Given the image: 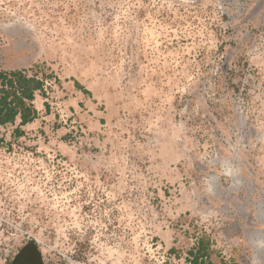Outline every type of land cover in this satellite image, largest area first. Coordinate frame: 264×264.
Masks as SVG:
<instances>
[{
  "label": "rangeland",
  "instance_id": "1",
  "mask_svg": "<svg viewBox=\"0 0 264 264\" xmlns=\"http://www.w3.org/2000/svg\"><path fill=\"white\" fill-rule=\"evenodd\" d=\"M12 71L0 264H264V0H0Z\"/></svg>",
  "mask_w": 264,
  "mask_h": 264
},
{
  "label": "trees",
  "instance_id": "2",
  "mask_svg": "<svg viewBox=\"0 0 264 264\" xmlns=\"http://www.w3.org/2000/svg\"><path fill=\"white\" fill-rule=\"evenodd\" d=\"M74 83L77 89L90 95L79 82L75 80ZM0 85V129L7 124H15L17 119H20V127L32 123L38 117V111L33 103L36 93L43 92V82L36 77H28L22 71H12L0 72ZM42 95L44 96V93ZM44 106L49 108L47 103ZM15 132L20 134V128ZM196 249L195 253L189 254L192 256L190 264H201L200 255L205 250L204 240L198 242Z\"/></svg>",
  "mask_w": 264,
  "mask_h": 264
},
{
  "label": "flooded vegetation",
  "instance_id": "3",
  "mask_svg": "<svg viewBox=\"0 0 264 264\" xmlns=\"http://www.w3.org/2000/svg\"><path fill=\"white\" fill-rule=\"evenodd\" d=\"M15 264H41V261L36 251L28 248L19 254Z\"/></svg>",
  "mask_w": 264,
  "mask_h": 264
}]
</instances>
